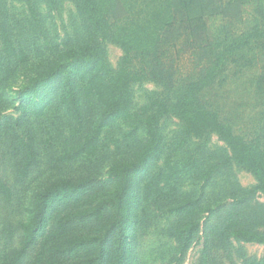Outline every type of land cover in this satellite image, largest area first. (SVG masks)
<instances>
[{"label": "rangeland", "instance_id": "1", "mask_svg": "<svg viewBox=\"0 0 264 264\" xmlns=\"http://www.w3.org/2000/svg\"><path fill=\"white\" fill-rule=\"evenodd\" d=\"M260 3L264 10V0ZM259 6L258 0H247L238 19L206 16L209 40L226 38L238 43L256 28L264 29V11ZM3 29L13 37L17 46L25 49L28 60L24 64L12 61L11 72H7L3 67L9 62L0 57V176L9 184L15 181L28 145L37 149L41 161L21 192L16 185V193L11 199L0 194V264H8L9 252L22 246L19 233L13 228L24 220L25 209L32 205L34 195L62 178H91L96 191L90 196L110 198L114 189L113 181L109 179L110 168L117 163L135 160L146 140L144 106L158 97H166L168 93L172 100L178 87L204 74L212 53L204 44L195 43L185 34L165 41L163 60L169 74L160 82L148 80L134 84L135 119L119 122L107 131L95 157L60 164L52 162L50 156L57 155L69 145L67 140L73 121L65 114L57 96L63 89L70 88L77 89L81 95L82 82L74 73L76 53L85 43H98L104 47L115 70L122 50L101 33L89 29L73 0H55L52 4L47 0H0V52ZM41 72H47L52 77L49 87L36 92H18ZM41 98L45 104L44 115L36 117L34 104ZM201 101L215 110L222 121L231 124L235 133L264 149V37L252 39L248 46L234 51L215 82L201 95ZM84 105V124L88 126L100 106L95 101H85ZM159 131L164 137V149L160 160L149 166V173L162 165L165 154L169 153L178 160L194 154L205 156L203 170H213L214 180L207 181L203 175L186 176L175 182L176 191L171 196L151 201L142 199V181L136 180L132 221L126 227L133 263L242 264L250 258L263 260V243L237 242L233 238L230 248L222 247L220 242L211 249L210 256L205 257L203 223L212 211L218 212L222 206L235 200L230 191L221 189L226 180L252 192L250 206L264 205V195L256 189L254 176L235 164L227 167L231 153L215 134L208 139L193 138L183 143L182 122L174 113H168L161 119ZM194 198L201 199L198 214L189 216L179 213L176 206ZM86 209L85 205L79 204L67 210L60 209L63 213L59 208L53 210L50 226L29 248V264L33 261H38V264H81L95 255L99 248L103 250L106 264H115L119 233L114 226L110 227L107 240L105 237L81 241L85 236H103L105 228L114 221L112 213L108 211L102 221H95ZM66 214L72 219L66 230L60 233L55 225ZM190 220H198L201 227L182 255L170 232ZM11 234L13 239L9 240ZM107 258H111L112 262L109 263Z\"/></svg>", "mask_w": 264, "mask_h": 264}, {"label": "trees", "instance_id": "2", "mask_svg": "<svg viewBox=\"0 0 264 264\" xmlns=\"http://www.w3.org/2000/svg\"><path fill=\"white\" fill-rule=\"evenodd\" d=\"M47 1L50 4L55 2ZM261 1L263 0H258L259 7L263 10ZM73 2L78 14L86 20L89 29L101 33L109 42L118 46L123 54L118 67L113 70L102 45L85 43L79 48L74 59V73L82 82L81 95L77 89L70 88L63 89L57 96L60 106L73 121V125L67 140L69 145L57 155L50 156L54 163L68 164L95 157L107 131L119 122L125 123L135 119L134 84L148 80L160 82L169 74L163 60L165 41L185 34L195 43L208 47L212 53L211 59L204 74L178 87L172 100L168 93L166 97H158L144 106L146 140L135 160L117 163L110 168L109 179L114 184L110 198L90 196L96 191L93 189L91 178L77 180L62 178L34 195L32 205L25 209L24 220L13 228L19 233L22 246L9 252L8 264H29L31 258L29 248L50 226L53 210L57 208L67 210L70 206L79 204L87 207L89 217L95 221H102L108 211L114 217L113 223L105 228L103 236H85L86 238H81V241L105 237L107 240L110 227L114 226L119 233L115 264H134L126 227L132 221L133 204L136 202L133 193L136 180L142 181L141 197L145 201L171 196L176 191L175 182L186 176L203 175L207 181L214 180L213 170H203L205 156L199 157L194 154L182 160L174 158L169 153L165 154L162 165L149 173V166L160 160L164 149V137L159 131V123L168 113H174L181 120L183 143L193 138L208 139L212 134L217 135L231 153L227 167L231 168L235 164L250 172L256 180V189L264 195V149L260 144L248 141L244 136L235 133L231 124L222 121L215 110L208 108L201 101V95L215 82L234 51L248 46L252 39L264 37L263 27L261 29L258 27L254 32L244 35L238 43L226 38L209 40L206 16L221 15L238 19L244 12L247 0H73ZM178 22L180 25H177ZM1 56L9 62L3 67L7 72H11L12 61L24 64L28 60L25 49L17 46L5 29L2 31ZM51 81L52 77L47 72H41L18 92H36L40 88L49 87ZM85 101H95L100 106L99 112L88 126L84 124ZM44 107L43 98L34 104L36 117L44 115ZM40 163L37 149L28 145L24 163L18 169L15 181L9 184L0 176V194L11 199L16 193V185L21 192ZM221 189L230 191L235 200L222 206L218 212L212 211L203 223L207 251L205 257H209L211 249L220 242L222 247L230 248L233 244L232 238L237 242L264 244V205L250 206L252 192L239 187L231 180H226ZM176 208L179 213L195 216L201 209V199L185 200ZM71 219V215H63L55 225L57 231L64 232ZM200 227L198 220H190L172 228L170 235L176 240L180 254L183 255L188 250ZM12 239L11 234L9 240ZM106 260L112 262L111 258ZM30 264H38V261ZM81 264H106L102 248ZM242 264H264V259L250 258Z\"/></svg>", "mask_w": 264, "mask_h": 264}]
</instances>
